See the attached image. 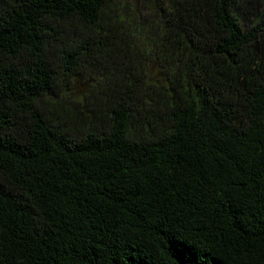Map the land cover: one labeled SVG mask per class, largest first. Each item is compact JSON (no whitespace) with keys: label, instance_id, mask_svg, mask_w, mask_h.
Returning a JSON list of instances; mask_svg holds the SVG:
<instances>
[{"label":"trees","instance_id":"1","mask_svg":"<svg viewBox=\"0 0 264 264\" xmlns=\"http://www.w3.org/2000/svg\"><path fill=\"white\" fill-rule=\"evenodd\" d=\"M0 264H264V0H0Z\"/></svg>","mask_w":264,"mask_h":264}]
</instances>
